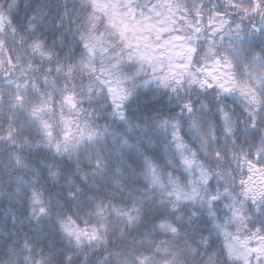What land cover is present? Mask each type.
<instances>
[{"label":"snow or ice","instance_id":"obj_1","mask_svg":"<svg viewBox=\"0 0 264 264\" xmlns=\"http://www.w3.org/2000/svg\"><path fill=\"white\" fill-rule=\"evenodd\" d=\"M0 149V264H264V0H0Z\"/></svg>","mask_w":264,"mask_h":264},{"label":"trees","instance_id":"obj_2","mask_svg":"<svg viewBox=\"0 0 264 264\" xmlns=\"http://www.w3.org/2000/svg\"><path fill=\"white\" fill-rule=\"evenodd\" d=\"M44 3L51 7L52 14L55 15L56 11L62 7V5L65 3V0H32V6L35 7L36 3ZM69 3H71V0H68ZM25 0H21V8L24 7ZM21 16L24 15L23 11L20 13ZM51 35V34H50ZM154 92L150 89H143L141 90V94L138 96L137 100L132 104L130 115H134L135 117H138L139 119L143 120L146 117H150L151 115L155 114V110L157 108H160L164 110L165 114H169L168 110L173 107V105H169L167 101V97H163L162 99L155 100L153 99ZM105 121L100 120L99 123L103 124ZM136 135H140V133H136ZM43 154H40V156H33L30 157V159L35 162V160L39 159ZM127 158V157H126ZM9 163L8 161V154L4 152L2 149H0V169H3L5 165ZM110 163L112 164V168L109 169L108 175H112V171L118 166L119 161L115 158H113ZM67 167V166H65ZM89 169H85V171H88ZM21 173H17L19 175ZM46 175V173H45ZM0 180H7V176L3 175V172L0 171ZM62 182V181H61ZM59 185L55 187H49L48 191L55 193L58 190ZM111 190V189H106ZM12 188H0V192H11ZM26 207V205L24 206ZM14 212L17 215H22L23 208L20 204L16 203L13 200H10L6 195H0V257H3L4 249H6L9 245L5 244L4 241L8 239L7 233H13L17 232L18 229L21 228V225L17 224L15 227L12 224V218L11 214ZM140 233H144L145 229L140 228ZM21 237L23 236V232L18 233ZM31 234V233H29ZM136 233H133V236H135ZM133 236L128 237V243H120L118 245H111L108 250L112 251H119L120 248L128 249L129 245L132 242ZM50 239L55 241L56 248L55 250L58 252L61 248L62 242L59 239V233L56 232L54 229H51V235L49 236ZM117 239H119V234L117 233L116 236ZM215 243V242H214ZM40 247H44L45 250H48V240H44ZM104 253L98 252L95 256H92L91 259L95 261L100 256H102ZM79 264V262H77Z\"/></svg>","mask_w":264,"mask_h":264}]
</instances>
